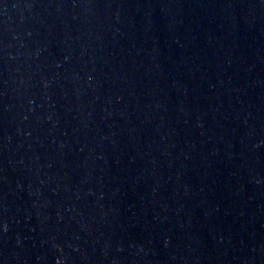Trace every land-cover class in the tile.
Returning a JSON list of instances; mask_svg holds the SVG:
<instances>
[{"label":"water","instance_id":"1","mask_svg":"<svg viewBox=\"0 0 264 264\" xmlns=\"http://www.w3.org/2000/svg\"><path fill=\"white\" fill-rule=\"evenodd\" d=\"M0 264H264V0H0Z\"/></svg>","mask_w":264,"mask_h":264},{"label":"snow or ice","instance_id":"2","mask_svg":"<svg viewBox=\"0 0 264 264\" xmlns=\"http://www.w3.org/2000/svg\"><path fill=\"white\" fill-rule=\"evenodd\" d=\"M4 230L6 231V226L4 227Z\"/></svg>","mask_w":264,"mask_h":264}]
</instances>
